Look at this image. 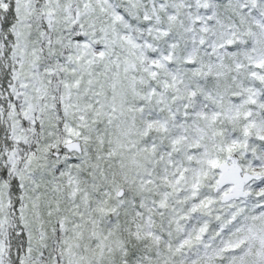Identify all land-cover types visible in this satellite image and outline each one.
Listing matches in <instances>:
<instances>
[{
  "label": "snow or ice",
  "instance_id": "snow-or-ice-1",
  "mask_svg": "<svg viewBox=\"0 0 264 264\" xmlns=\"http://www.w3.org/2000/svg\"><path fill=\"white\" fill-rule=\"evenodd\" d=\"M0 264H264V0H0Z\"/></svg>",
  "mask_w": 264,
  "mask_h": 264
}]
</instances>
